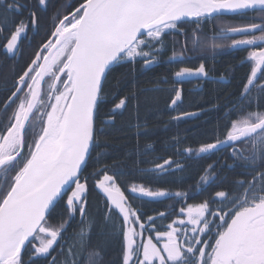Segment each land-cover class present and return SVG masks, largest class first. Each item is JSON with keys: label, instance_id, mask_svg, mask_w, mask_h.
<instances>
[{"label": "snow or ice", "instance_id": "1", "mask_svg": "<svg viewBox=\"0 0 264 264\" xmlns=\"http://www.w3.org/2000/svg\"><path fill=\"white\" fill-rule=\"evenodd\" d=\"M47 2L38 0V6L46 7ZM26 9L20 0H0V34L7 32L3 49L8 55L20 51L22 39L37 25V11L29 12L27 23L16 19ZM248 11L257 13L262 23L227 27L203 39L196 35L197 28L190 39L194 50L215 51L223 47L217 40L229 39L233 50L253 48L245 61L251 68L242 93L249 99L253 88L264 93V0H81L68 15L61 18L56 13L50 33L54 39L42 44L3 105L5 113L13 105L14 109L0 130V264H39L41 259L58 264L51 254L56 248L64 258L60 264H79L96 226L86 211L89 189L83 173L99 147L97 133L103 129H97L96 119L112 72L124 67L133 75L137 64L145 69L158 64L165 37L179 33V25H199ZM236 34L250 38L233 39ZM168 63L183 64V51L174 52ZM174 76L181 83L207 77L208 71L200 63L195 69L179 67ZM119 85L117 80L114 87ZM174 93L172 105L181 100V89ZM135 98L134 92L120 98L112 112ZM224 148L232 149L235 162L226 166L244 168L251 179L236 181L234 194L215 192L211 204L219 207H210L208 200L181 207L178 218L164 231H156V217L141 221L144 214L117 183L118 167L112 175L107 166L99 169L96 175L102 179L95 187L107 201L105 221L112 213L122 220V264H264V112L228 120L223 139L203 144L195 152L184 149L179 155L213 154ZM99 157L98 153V162ZM173 165L182 170L179 161L169 158L149 171L162 174ZM215 172L216 165H209L200 183L214 182ZM129 193L133 200L187 198V193L153 191L143 185H133ZM77 215L78 230L65 244L69 222ZM56 217L57 224L49 222ZM92 257L99 258V251L89 254L88 264H100Z\"/></svg>", "mask_w": 264, "mask_h": 264}, {"label": "trees", "instance_id": "2", "mask_svg": "<svg viewBox=\"0 0 264 264\" xmlns=\"http://www.w3.org/2000/svg\"><path fill=\"white\" fill-rule=\"evenodd\" d=\"M16 19H18V16ZM234 60L235 59H225L220 62V64H217L218 72L227 73L231 68L235 69L234 78L231 80V83L208 84L202 92L194 93V100L190 105L191 108H213L212 112L207 113L206 119L204 120L205 122H201L202 126H197L198 123L195 122L192 124L186 120H177V122L172 125H170L171 123L169 122H158V119H162L167 112V102L170 97L165 91L154 88L157 83H162L163 77H167L168 81H170L167 70L164 66L151 70L149 74L145 75H141L140 72H138L136 78L131 76L124 82V84L120 81L123 77L122 67L116 68L110 75L109 84L105 87L104 91L107 90L110 94L119 93L120 97L130 96L134 92L136 98L129 99L126 109L121 114L114 116V123L105 126L102 134L98 133V151H93L92 158L89 161V166L85 173L89 174L92 169L97 166L102 167L103 165L112 163L117 166L121 172V180L123 183L130 182L129 180H125L126 178H136L137 176H140L144 182L146 181V183H148V185H157L160 186V189L166 191L169 188H175L173 186H179L180 181L186 178L192 179V182L190 185L184 183L183 188L186 190L184 193H193L189 188H193L200 183L201 176L199 175V172L202 168L200 164L192 167L186 166L184 168L185 170L181 172L172 175H168L167 173L164 176H156L157 174L147 169L152 166L151 162L158 157L169 158L179 154V152H182L186 148H192L195 152L203 144L214 142L217 138L223 139L225 130H223L224 127L222 131H220V129L222 126H225L227 122L221 124L215 122L221 114H224L222 109L226 110V112H231L234 115V118H231V120L248 112H264V93H251L249 99H245L242 94H239L240 87H242V84L245 87L249 75L246 74V66H237V63L234 62ZM10 78L11 74L9 73L6 74V76L2 75L0 78V90L5 87V81L7 82ZM117 80L120 81L119 88L114 87ZM216 87L220 88L221 96L224 95L228 100V103L219 102L221 97L216 93ZM188 96L189 94L185 92L186 101L189 99ZM4 98L3 93H0L1 108H3L5 103H2ZM250 100L251 103L249 102ZM218 107L219 109L215 111ZM233 109L234 111H231ZM9 115H11V111L8 110L7 113L4 112L0 116V130H2L3 125L7 122ZM149 117L153 118L150 124L139 128L137 127L138 124H145L139 122V119L145 120ZM105 118L98 119V122H104ZM165 123H168V125L171 126L169 130L164 129ZM145 129L146 131L142 132ZM177 141H179V143H177ZM173 145L176 146L174 153L172 152L174 149L171 148ZM95 152L101 154L99 162L96 154H94ZM219 153L216 152L212 155L204 156L200 160L219 158ZM127 156L129 161L125 163L124 160L126 161L125 157ZM221 158L224 159L223 163L225 164L219 169H216L215 175H217V179L210 186L215 187L216 192L225 191L234 194L235 182L238 180H249L251 177L245 175L244 173L246 170L240 166L231 168L226 166L235 164L231 158V151H227L226 155L221 156ZM214 196V194H211L210 191L206 189L200 198H202L203 201L208 200L211 203ZM89 201L91 206L89 216L90 218L95 219V231L101 229L102 232L105 228L103 226L104 222L102 219V213L97 211L99 202L93 196ZM139 201H141L140 205H145L146 203L149 204L148 201H150L153 202V205L159 206L161 209L169 208L167 206H161V204H158L151 199H143ZM214 206L219 207V205ZM148 211L150 212L149 216H151L153 212L151 210ZM143 214L142 218L146 220L148 217L147 211H144ZM157 225L160 226V223ZM109 238L112 241L115 240L112 244L114 247L112 256H114L116 255L115 251L117 252L120 248V240L119 238ZM95 243L96 248L99 249L100 247L107 250L105 249L107 247L104 248L100 245L102 244L101 240H95ZM108 251L110 250L104 252L105 254L110 255L108 254ZM85 264H88V262H85Z\"/></svg>", "mask_w": 264, "mask_h": 264}, {"label": "bare ground", "instance_id": "3", "mask_svg": "<svg viewBox=\"0 0 264 264\" xmlns=\"http://www.w3.org/2000/svg\"><path fill=\"white\" fill-rule=\"evenodd\" d=\"M80 2H81V0H48L47 6L45 7V11L40 16H38L37 25H39L41 27L42 26L47 27L48 24H50L53 26V24L56 22L53 20V17L56 15L57 12L60 13L61 18H62L63 15H68L71 11H73L74 8L79 5ZM226 25L227 24H223L222 29H225ZM197 26L198 25H196L194 23H185V24L179 25L178 28L181 30L192 31ZM36 28L37 27H35V28L30 27L29 32L27 34V38L22 39V41H21V43L30 44V45H32L34 43L36 44L38 42L35 46L34 53H36L39 50L42 43L44 42L41 39L38 40V35L36 33H33L36 30ZM6 35H7V32L0 34V78L2 77V75L6 76V74H8V73L11 74V78L9 80H7V82L5 81L7 96L10 97L11 93L14 91V86H15L16 80L18 79L19 75H21L23 73V71L26 69V66L28 65V63H25L22 59H17V60H10L9 59V57L7 56L8 54H6L5 50L3 49V44L5 43L4 37ZM176 43H182V38L179 34L166 36L165 37V50H164L163 55L159 58L158 64L153 65L150 69H145L142 67L141 64H137L136 65V71L133 75H129L128 69L122 67L123 77L121 78L120 81L124 84V82L126 80H128L129 77L132 76L133 78H136L138 76V72H140L141 75H145V74H149V72L151 70H154L157 67L160 68V67L164 66L166 68V70H167V67H169L170 72L167 70V74L170 78V81H168L167 77H163L162 83L159 82L162 84V86H157V84H158L157 83L154 87L155 89L161 90V91L163 90L170 95L169 100L167 102V112L165 113V115L162 119H158V122H173V120H176L173 118L177 117L176 112L181 111L182 114L179 115V117H180L179 120H186L187 122H196V123H198L197 126H202L201 122H205L204 120L206 119L207 113L212 112L213 108H209V107H205L202 109H200V107H199V109L191 108L190 105H191L192 101L194 100V93H190L188 96L189 99L186 101L185 91H183V90L188 89L190 86H192L194 91H199L201 89V85L199 83L200 78H196V77L187 78V79H184L183 82L177 83L176 78L174 76V72L178 70V67H175L173 65L167 66V62L169 61V58L172 57L174 52L180 53L181 51H183L184 63L190 59H199V57L197 54L191 53L190 51H187L183 48H177L175 46ZM238 51H240V49L233 50L230 47H228V49L226 47H223L221 49H217L215 51H212V52H210V55H211V62L210 63H212L213 60L215 58H218L219 56H223L225 59H228V60L235 59L234 62H237L239 60L238 59ZM9 56L11 59H13L15 57V56H11V55H9ZM207 71L209 73V70H207ZM209 77L212 79V81H215L214 77L212 75ZM176 88L181 89V100L177 101L176 105H172L171 100L174 98V94H175L174 89H176ZM216 93H218L219 97H221V100H219L220 103H228V100L226 99V97H224V95L221 96L222 94H221V90L219 87H216ZM104 95H105V102L103 103V105L101 107L99 116L97 117L98 119L105 118L107 116V114L113 115V116H115L117 114H121L126 109L128 101L126 102L125 108L116 110V112L113 113L112 109L114 108L115 103H118L119 99L123 98L124 96L120 97L119 93L110 94L107 90L104 91ZM218 109H219V107L215 111H217ZM222 110L224 111V114H221V116L215 122H219L220 124L223 122L228 123V120H230L231 118H234V115L231 112H226V110H224V109H222ZM3 113H4V110L0 106V116ZM183 113H192L193 115L184 116ZM226 114H229L227 116V118H226ZM152 120H153V118L149 117L145 120L139 119L138 121L145 123V124H143V126H146L147 124H150V122ZM225 126H222L220 131H222L223 127H224L223 130H225ZM145 131H146V129L143 130L142 132H145ZM186 149H188V148H186ZM95 151H98V148H96ZM125 158H126V161L124 160V162L126 163L129 161V159H128V156ZM169 158H171L173 161H179L181 163L182 167H186V166L192 167V166L200 164L202 167L201 171L199 172L200 176L205 174V170L208 168L209 165H216V169H219L223 164H225V163H223L224 159L221 157L220 158H214V159H202V160H200L201 158H203L200 155L181 156L179 154H176V155L169 157ZM169 158L158 157L153 162H151V165L155 167L156 164H158V163L162 164L165 159H169ZM97 167H99V166H97ZM172 169H175V165H173ZM125 180H129L130 182H135V183L144 182V180L140 176H137L136 178H126ZM191 182H192V179L184 178L180 181L179 186H173L175 188H169L166 191L170 194H174L176 192L184 193V191H186L183 188L184 183L186 185H190ZM201 186H202V184L199 183V184L195 185L193 188H189V189L192 190V192L194 194H196ZM206 189L208 191H210L211 194L215 195V192H216L215 187L209 186ZM96 190L98 192H101L97 188H96ZM148 202H149V204L146 203L145 205H143V204L140 205V208L143 210V212L147 211L148 216L150 215V212L148 210H151L153 212V214L151 215L152 217H154L155 215L159 216V213L163 212V209H161L159 206L153 205V202H150V201H148ZM164 214L166 215V214H168V212H164ZM161 218H163V217L156 218V221L158 219H161ZM80 220H81V217L79 215H77L75 217V219L72 221V223H71L72 234H73L74 230H78L77 225L79 224ZM121 224H122V220H120V222H117V220L116 221L108 220L105 223V225L103 224L105 229L102 232H101V229L99 231H93L91 233V239H90L88 246L83 250V252L78 257V262L79 263L88 262L89 261V254L96 252V251H99V253L102 254V257H99V258L92 257V258L94 260L99 259L100 264H121L122 257L119 254V249L117 252L115 251L116 255L112 256L113 252H114L113 251L114 247L112 246V244L115 240L112 241L109 238V237H113V238H119L120 239L122 237L121 233H120ZM95 240H97V241L101 240L102 244H100V245L104 248L107 247L105 249L110 250V251H108L109 252L108 254H110V255L105 254L104 251H107V250H104L100 247H99V249L96 248ZM67 243H70V238L66 241V244Z\"/></svg>", "mask_w": 264, "mask_h": 264}, {"label": "flooded vegetation", "instance_id": "4", "mask_svg": "<svg viewBox=\"0 0 264 264\" xmlns=\"http://www.w3.org/2000/svg\"><path fill=\"white\" fill-rule=\"evenodd\" d=\"M20 3L27 5V9L26 10H22L23 11V15L22 16H18V19H23L26 23H27V21H29V12L30 11H37V16H40L45 11V7L38 6V0H20ZM37 9H39V10H37ZM257 16H258V14L255 13V12H247V14L243 15V16H241V15H233V16H228V17H220V18H217V19H214V20L202 22L201 24H199L192 31H187V30H181L180 29L179 33H173L172 34V35L179 34L181 36V38H182V43H176L175 44V46L177 48H183V49H185L187 51H190L191 53H195V54L198 55L199 59H190V60H187L185 63H183L181 65H178V66L176 64H169L167 62V66L168 65H173V66L178 67V68L179 67H190V68L195 69L196 67L199 66L200 63H204L206 69L209 70L210 74L208 73V75L209 76L212 75L214 77V80H215V81H212V79L209 76L202 77V78L199 79V83L201 85V89L199 91H194L192 86H190L188 89L183 90V91L187 92L188 94H190V93H198V92H202L205 89V86H207L208 84H214V83L215 84L216 83L229 84V83H231V80L234 78V73H235V69L234 68H231L229 70V72H227V73L226 72H223V73L222 72H218L217 64H220V62L225 60V58L223 56H219L218 58L214 57L215 59L213 60L212 63H210L211 62L210 52L213 51L212 49H210V48H201V49H195L194 50L193 45L191 43V39H190V37L192 36L193 32L196 31V29L198 28L199 31H196V35L198 37H200L201 39H203L204 37H212V36L216 35L217 33H219L222 30L223 24H227L226 25V28H227V27H231V26H244V25H248V24H251V23H257V24L262 23V21L259 18H257ZM36 27L37 28H36V30L33 33H36L38 35V40L41 39L42 41H44L43 43H45V42H47L48 39H54L50 35V33L54 30V24H53V26L52 25H48L47 27H43V26L41 27V26L37 25ZM255 34L256 35H260L259 32H256ZM232 38L233 39H244V38H250V37H245V36L236 34V35H232ZM216 42L218 44L223 45V47H226L227 49H228V47H230V44H231V40L230 39L229 40H217ZM34 44L30 45V44L21 43L20 44V51L15 55V57L13 59H11L9 55H7V56L9 57L10 60L22 59L25 63L29 64L30 61L32 59H34L35 54L37 53V52L34 53L35 46H36V44L35 45ZM185 45H186V47H185ZM223 47H220V48H217V49H221ZM251 50H253V48H246V49H243V50L240 49V51H238V59L239 60L236 62L237 66L238 65L239 66L240 65H245L246 66L245 70H246V74L247 75H250L251 65H250V63L245 62V61H246V57L248 56V52L251 51ZM43 54H46V52L42 53V55ZM157 68H159V67H157ZM167 70L170 72V68L169 67H167ZM45 79L47 80L48 78L46 77ZM62 79H63V77H62ZM157 86H162V84L158 83ZM244 88L245 87L242 84V87H240L239 94H242L244 92ZM254 92L261 94V92L259 91V88H253L251 93H254ZM0 93H3V97H5L4 101L2 102V103H4L8 99L6 87H4L2 90H0ZM13 109H14V105L12 106V108L9 109V111L12 112ZM176 114L177 115H181L182 112L178 111V112H176ZM176 122H177V120H173V122H169V123H171L170 125H172V124H174ZM113 123H114V116L113 115L106 116V118L104 119V122H98V118L96 119V127H97L98 130L99 129H104L105 126L111 125ZM191 123L194 124L195 122H191ZM164 126H165L164 127L165 130H169L171 128V126H169L168 123H165ZM98 133H97V137H98ZM171 148L174 149L172 151L174 153L175 150H176V146L173 145V146H171ZM227 151H232V149L231 148H225V149L220 150V151H215L214 153L221 152L222 154L219 153V155H218V157L220 158L221 156L226 155ZM94 154H96V156H97L98 153L95 152ZM209 155H212V154H206V155H200V156L204 157V156H209ZM100 156H101V154H100ZM104 166H107V168L109 169L108 174L112 175L113 174V170H114V166H115L112 163H109L107 165H103L102 167H95V168L92 169V171L89 174L85 173V171H84L83 175L85 177H87V179H88L89 192H88V206H87V209H86V211L88 213V216H89V212H90V209H91L89 200L93 196L99 202V206L97 207V211L102 213V219H103V222L105 224L107 222V221H105V214H106L105 213V209H106L107 201L104 198L103 194L101 192H98L96 190V187H95L96 181L99 180V179H102V175H96V173L99 171V169L103 168ZM153 168H154V166H151L147 170H151ZM184 168L185 167H182V170H177L175 168V169L169 170L167 172H164L162 174H157V173H155V174H157L156 176H158V175L164 176L167 173H168V175H172V174H176L178 172H181V171L185 170ZM147 170H145V171H147ZM215 176H216V179H217V175H215ZM121 178H122V174H119L117 176V183L119 184L121 189L123 191H125V195L129 197V201H130V203H132V206L134 208L138 209V211L142 212V213H144V212L140 208L141 201H139L140 199L133 200L132 195H130V193H129L130 188L133 185H136V186L143 185L146 188H149V189H151L153 191L162 190V189L159 188L160 186L148 185V183H146V181L145 182H139V183H135V182L123 183ZM216 179L214 181H216ZM212 183H213V181H210L208 185L201 186L196 194H194V193L187 194V198L185 200H183V201L179 197H175V196H171L170 198L166 197V198H158V199L144 198V200L151 199V200H154L155 202H157L158 204H161V206L169 207L168 209H163V213L164 212H168V214H166L163 218L158 219L156 221V223H155L156 231H164V230H166L167 225L169 223H171L173 220L178 218L179 209L181 207H185L187 204H198V203L203 202V199L200 198V197L202 196V194L206 190V188L209 187ZM137 206H138V208H137ZM210 207H215V206L211 205V203H210ZM156 216L157 215H155L154 217H156ZM109 220H111V221H116L117 220V222H120L121 218L118 215H116L115 213H112ZM141 221L145 222L146 220L143 219L142 216H141ZM49 222L52 223L53 225L57 224L58 223V217L51 219ZM71 223H72V221L69 222V228H68V232L66 234L65 244H66V241L68 240V238L72 235ZM158 223H160V226L157 225ZM95 225H96V222H95ZM93 231H95V228H94ZM150 234L155 236V232L150 233ZM119 240H120L119 241L120 242L119 243V245H120L119 254L122 257V246H123L124 242H123L122 237ZM37 245H38V242H37ZM51 254L53 256H57L58 264H60V261H62L64 259L62 256H59V248H56L54 251H52ZM100 257H102L101 253H100ZM24 259H25V261H27L28 260V255H25ZM39 264H50V261L41 259ZM79 264H85V262L84 263H79ZM121 264H122V262H121Z\"/></svg>", "mask_w": 264, "mask_h": 264}, {"label": "water", "instance_id": "5", "mask_svg": "<svg viewBox=\"0 0 264 264\" xmlns=\"http://www.w3.org/2000/svg\"><path fill=\"white\" fill-rule=\"evenodd\" d=\"M248 12H251V11H248ZM231 15H234V14H228V15H225V16H231ZM225 149V148H224ZM203 155V154H202ZM205 155V154H204ZM98 189V188H97ZM99 190V189H98ZM100 191V190H99ZM105 197V196H104ZM106 199V198H105ZM160 216H157L156 218H158Z\"/></svg>", "mask_w": 264, "mask_h": 264}]
</instances>
